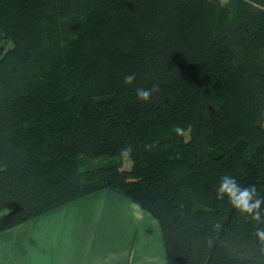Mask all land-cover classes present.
I'll return each instance as SVG.
<instances>
[{"label":"trees","instance_id":"16d2710c","mask_svg":"<svg viewBox=\"0 0 264 264\" xmlns=\"http://www.w3.org/2000/svg\"><path fill=\"white\" fill-rule=\"evenodd\" d=\"M226 173L264 194V0H0V234L110 190L168 264H264Z\"/></svg>","mask_w":264,"mask_h":264},{"label":"rangeland","instance_id":"374dc122","mask_svg":"<svg viewBox=\"0 0 264 264\" xmlns=\"http://www.w3.org/2000/svg\"><path fill=\"white\" fill-rule=\"evenodd\" d=\"M104 162L105 161H98L97 163ZM108 191L113 192L110 190H102L98 193L102 192L103 194H106ZM98 193L85 197L82 201L77 200L61 209L48 213V215L46 214V216H43L37 221L32 220L27 222V241L28 243L30 242V245L34 244L37 246L34 247L33 251L28 247L27 258L34 261L39 260L40 256L38 255V247L42 248V254L44 255H47L49 252L58 253L53 257H50V255L44 256V258H42L43 261H48L57 256L64 259L66 257L65 254L67 253L81 256L84 244L86 242L93 243L95 241L93 234L96 236L100 228L101 236L105 233L106 240H108L107 236L110 235V231L113 228L115 230V228H122L129 224L148 227L149 230H151L148 237H157L160 227L158 221L150 213L147 212L149 215V217L147 215V218H150L151 220L154 218L155 220L150 223V219L138 222L132 218L130 214L119 216L121 212L132 211L136 206L138 209H141L139 205L129 201L119 193L113 192L120 197L118 202H116L114 195L110 196L109 199L105 198V212H97V210L100 211V209L103 208L101 198L95 197ZM108 204H110L109 208L113 209L112 211H108ZM21 228L23 229V226ZM137 235L139 236L140 233ZM101 242H104V239H101ZM154 242L156 243L152 247L153 251L158 249L157 240H154ZM115 258L116 255L114 256V259Z\"/></svg>","mask_w":264,"mask_h":264},{"label":"crops","instance_id":"0c3cea01","mask_svg":"<svg viewBox=\"0 0 264 264\" xmlns=\"http://www.w3.org/2000/svg\"><path fill=\"white\" fill-rule=\"evenodd\" d=\"M115 196L116 202L119 196L113 192H106V194L98 193L95 197L101 198L103 208L97 212H105V198L109 199L110 196ZM83 199L79 200L82 201ZM78 201V202H79ZM128 204V203H127ZM108 211L113 209L109 208ZM133 207V206H132ZM137 209V210H136ZM147 212L136 208L132 211L121 212L119 216L130 214L136 221H147ZM48 215V214H47ZM46 216V215H44ZM43 216L35 219L37 221ZM149 217V215H148ZM140 218V219H139ZM144 218V219H142ZM155 221L154 218L149 220V223ZM27 223L20 225L10 231L0 234V264H168L165 256V248L162 240L161 230H158L156 238H149L151 230L143 225L137 226L136 224H129L125 227L114 228L110 231V235L105 233L101 236V228L98 230L97 235L94 236V242H86L82 248L81 256L74 255L73 253L65 254L64 259L54 257L48 261H43L44 256L50 257L58 254L57 252H49L47 255L42 254V248L38 247L39 260L34 261L27 258L28 247L31 251L34 250V244L30 245L27 241L28 226ZM140 233L138 236L137 234ZM104 239V242H101ZM157 240L156 250H152ZM116 255V260L114 256ZM109 258V259H108Z\"/></svg>","mask_w":264,"mask_h":264},{"label":"clouds","instance_id":"9594fccd","mask_svg":"<svg viewBox=\"0 0 264 264\" xmlns=\"http://www.w3.org/2000/svg\"><path fill=\"white\" fill-rule=\"evenodd\" d=\"M136 70L127 71L123 74L124 82L131 88L135 89L137 98L149 101L158 91L159 85L152 83L150 87L143 85L148 83V77L139 80ZM177 137L186 134V129L176 124L173 129ZM218 198H224L226 195L231 205L241 213L247 214L252 220H264V194L258 192L256 185H244L238 182L235 176L224 174L220 178ZM254 235L259 242L264 244V227H255Z\"/></svg>","mask_w":264,"mask_h":264}]
</instances>
